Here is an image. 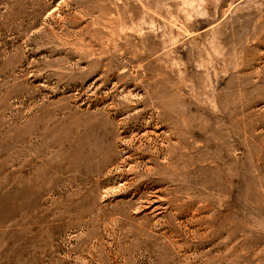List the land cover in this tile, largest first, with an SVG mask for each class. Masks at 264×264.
I'll use <instances>...</instances> for the list:
<instances>
[{
    "label": "rangeland",
    "instance_id": "374dc122",
    "mask_svg": "<svg viewBox=\"0 0 264 264\" xmlns=\"http://www.w3.org/2000/svg\"><path fill=\"white\" fill-rule=\"evenodd\" d=\"M0 264H264V0H0Z\"/></svg>",
    "mask_w": 264,
    "mask_h": 264
}]
</instances>
